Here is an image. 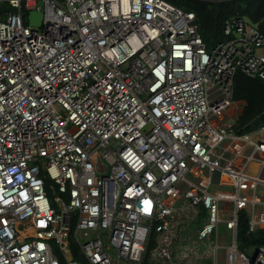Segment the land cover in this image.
Segmentation results:
<instances>
[{"label":"built area","instance_id":"1","mask_svg":"<svg viewBox=\"0 0 264 264\" xmlns=\"http://www.w3.org/2000/svg\"><path fill=\"white\" fill-rule=\"evenodd\" d=\"M2 4L0 264H141L150 242L155 264H264L237 244L240 213L264 229V125L231 129L264 33L231 18L207 49L164 0Z\"/></svg>","mask_w":264,"mask_h":264},{"label":"trees","instance_id":"2","mask_svg":"<svg viewBox=\"0 0 264 264\" xmlns=\"http://www.w3.org/2000/svg\"><path fill=\"white\" fill-rule=\"evenodd\" d=\"M164 1L184 12L194 14L199 34L207 49L228 39L223 34V25L231 18L243 19L264 33V0ZM8 10L10 9L7 4H2L0 6V16L2 12ZM233 100L242 103L241 110L231 126L235 134H247L264 125V80L249 78L241 72H237L233 80ZM49 183L50 181L46 179L47 191H49ZM153 243L148 244L141 264H155L150 260ZM237 244L238 248L244 252L253 246L264 245V229L248 232V221L245 213H240L238 217ZM79 260L81 263L87 264L82 258ZM60 264L64 263L61 261Z\"/></svg>","mask_w":264,"mask_h":264},{"label":"water","instance_id":"3","mask_svg":"<svg viewBox=\"0 0 264 264\" xmlns=\"http://www.w3.org/2000/svg\"><path fill=\"white\" fill-rule=\"evenodd\" d=\"M204 2H210L208 0H199ZM42 20V13L36 11H30L27 15V23L31 27H40ZM212 181H218V173H214L212 176Z\"/></svg>","mask_w":264,"mask_h":264},{"label":"crops","instance_id":"4","mask_svg":"<svg viewBox=\"0 0 264 264\" xmlns=\"http://www.w3.org/2000/svg\"><path fill=\"white\" fill-rule=\"evenodd\" d=\"M241 105H242V103H240ZM256 170H257V168H256V166H250V168H249V171H250V173H252V174H254V172H256ZM200 224H201V222L199 221V222H197V224L195 225V223H193L192 225H193V228L192 229H190V232L188 233V232H185V234L188 236V237H193L194 236V234H195V232H196V230L200 227ZM249 231V230H248ZM219 233V232H218ZM259 246V245H258ZM239 249V248H238ZM240 250V249H239ZM241 251V250H240ZM205 264H212V260H207V261H205Z\"/></svg>","mask_w":264,"mask_h":264},{"label":"rangeland","instance_id":"5","mask_svg":"<svg viewBox=\"0 0 264 264\" xmlns=\"http://www.w3.org/2000/svg\"><path fill=\"white\" fill-rule=\"evenodd\" d=\"M240 112V111H239ZM234 113V111L232 110V109H230L229 110V114H233ZM73 223H75V220L73 219V221H72Z\"/></svg>","mask_w":264,"mask_h":264},{"label":"clouds","instance_id":"6","mask_svg":"<svg viewBox=\"0 0 264 264\" xmlns=\"http://www.w3.org/2000/svg\"><path fill=\"white\" fill-rule=\"evenodd\" d=\"M210 2H212V1H210Z\"/></svg>","mask_w":264,"mask_h":264}]
</instances>
